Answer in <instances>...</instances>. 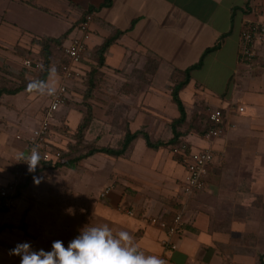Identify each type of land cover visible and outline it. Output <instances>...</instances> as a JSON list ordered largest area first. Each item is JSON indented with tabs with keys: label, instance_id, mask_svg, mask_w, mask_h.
Here are the masks:
<instances>
[{
	"label": "crops",
	"instance_id": "1",
	"mask_svg": "<svg viewBox=\"0 0 264 264\" xmlns=\"http://www.w3.org/2000/svg\"><path fill=\"white\" fill-rule=\"evenodd\" d=\"M104 1L0 0V86L36 79L35 74L22 75L23 60L40 57V46L33 39L59 37L94 7L92 35L80 65L84 72H100L90 140L97 147H119L128 132L143 131L152 141L167 142L174 135L173 121L180 117L172 96L174 86L184 78L185 69L220 41L202 66L192 70L180 91L188 119L202 105L225 112L224 132L218 137L208 140L196 129L180 128L185 131L181 148L211 149L216 155L207 186L187 195L183 189L186 168L179 155L166 145L148 146L140 133L121 156L96 152L75 167L62 165L55 172L43 169L33 175L20 206L28 205L29 196L37 198L26 218L27 232L39 233L40 240L35 243L33 236L26 237L21 230V242L50 250L56 240L67 246L85 226L108 224L114 232L130 231L147 254L164 257L166 229L152 219L171 224L182 211V228L172 237L178 248L168 264H260L264 259L258 202L264 198L258 191L264 182L258 175L264 159V51L244 63L239 49L246 24L264 23V0H111L103 6ZM117 30L123 33L108 48L105 65L99 67L96 50ZM57 75L59 87L64 80L60 72ZM68 96L52 124L61 125L60 113L62 122L76 131L84 100L80 96L67 102ZM0 102V183H6L15 179L16 172L22 174L19 157L28 152L50 97H33L25 89L4 94ZM241 106L244 111L238 110ZM232 125L235 131H230ZM58 139L50 138L52 146L67 151L68 145ZM34 176L41 178L39 183ZM89 178L95 181L97 194L89 191ZM84 208L78 216L66 215ZM16 257L0 256V263L20 264Z\"/></svg>",
	"mask_w": 264,
	"mask_h": 264
},
{
	"label": "built area",
	"instance_id": "2",
	"mask_svg": "<svg viewBox=\"0 0 264 264\" xmlns=\"http://www.w3.org/2000/svg\"><path fill=\"white\" fill-rule=\"evenodd\" d=\"M93 14H87L80 24L74 29L65 46L66 61L61 64V76L64 82L58 87L56 96L50 97V104L45 108L44 116L39 127L34 131L31 138L27 156L33 146H39V151L46 157L41 162L55 164L62 158V151L54 148L50 141L52 133L51 125L56 116L59 107L65 102L68 95V85L66 81L78 78L82 70L80 65L88 51V41L92 35L91 25L93 22ZM264 50V23L248 22L243 28L240 37L239 59L241 62L253 61ZM23 65L35 70L44 66V61L39 57H27L23 60ZM239 111H244V107H238ZM210 121L212 126L205 133L207 139L220 136L224 131L223 112L220 108L210 111ZM173 152L179 155L181 162L186 168V177L184 182V192L192 195L194 192L200 191L207 186V177L210 165L215 161L216 155L211 149H203L198 151H188L181 147H175ZM25 169L28 165L22 162ZM17 177V176H16ZM17 182L9 181L0 183V200H3L8 208H12L17 203L16 197ZM107 189L105 193H107ZM132 214V211H129ZM153 223L166 229L167 238L163 240L164 257L169 259L178 245L173 241L172 237L181 230L183 225V212L179 211L170 224L166 220L158 218L152 219Z\"/></svg>",
	"mask_w": 264,
	"mask_h": 264
},
{
	"label": "clouds",
	"instance_id": "3",
	"mask_svg": "<svg viewBox=\"0 0 264 264\" xmlns=\"http://www.w3.org/2000/svg\"><path fill=\"white\" fill-rule=\"evenodd\" d=\"M41 70H45L40 66ZM48 79L30 80L26 91L33 97H54L58 92L56 68L47 69ZM46 157L33 146L27 156L21 154L20 161L28 165V172L35 173ZM41 178L34 176V182ZM10 256L20 258V264H168L162 256L147 254L139 246L135 236L127 230L113 231L108 224L85 226L80 235L67 246L61 240L52 243L50 250L34 249L31 242H19L9 250Z\"/></svg>",
	"mask_w": 264,
	"mask_h": 264
},
{
	"label": "trees",
	"instance_id": "4",
	"mask_svg": "<svg viewBox=\"0 0 264 264\" xmlns=\"http://www.w3.org/2000/svg\"><path fill=\"white\" fill-rule=\"evenodd\" d=\"M111 0H105L103 3V6H108L110 4ZM249 4V3H248ZM248 6V5H247ZM95 8H88L86 11H84V14L82 16V18L78 21V23H76L71 29L67 30L65 33H63L62 35H60L59 37H51V36H46V37H41V38H34L33 39V43L38 44L40 46V53L39 56L40 58L44 61V64L46 63L47 67L46 70L41 74L40 77L36 78V79H40V80H46L48 77V72L47 69L50 67L51 62L55 61L57 57H55V50L57 46L63 47L64 44H66V41L70 38V35L73 33V30L80 24V22L84 19V17L87 14H94ZM94 19V17H93ZM123 32L120 30H117L116 33L114 35H112L111 37H109L102 45H100L97 50H96V57L98 60V64L99 67L104 66L105 65V54L108 50V48L111 46V44L117 39V37H119ZM221 44V42L219 41L214 47H210L208 49L205 50L202 58L200 59V61L194 65H192L191 67L185 69L184 71V78L180 81H178L176 83V85L173 88L172 91V96H173V100L177 103L179 111H180V117L176 120L173 121L172 123V127H173V137L171 139H169L167 142L164 141H152L150 136L145 133V132H141V131H137L135 133H131L128 132L125 136L124 141L122 142V144L119 147H97L95 146V141H92L94 143L87 145V149L85 152L80 153L78 155L73 156L71 153L68 154L69 150L65 151L62 153V162H57L53 167H59L62 165H67L69 167H75L76 164H78V162H80L82 159L87 158L92 156L93 154H95L96 152H106L115 156H121L123 155L126 150L128 149V147L130 146V144L132 143V141L134 139H136V137H138V135L141 133L143 134L144 138L147 141L148 146L150 147H158L161 145H166L169 146L171 149L174 150L175 147H180L182 146V141L180 140V138L184 135L185 131H182L180 128L182 126H184L186 124V122L188 121V113L187 110L185 108L184 103L182 102L181 98H180V91L182 90V88L188 83L190 76H191V72L194 69L200 68L202 66L203 63V59L204 57L210 52L213 51L215 48H217L219 45ZM264 51V50H263ZM66 57V55H65ZM66 61V59H65ZM251 62V61H250ZM148 64H151V66L153 67L154 63L149 61ZM156 64V63H155ZM93 73H98L97 69H92L89 72L90 74ZM90 83H89V87L87 88V98H86V102H88L87 100L92 97V95L94 94V92L96 91V84L94 82V80L89 79ZM26 83L25 80H22L20 84H18L17 86L14 87H3L0 86V98L4 95V94H15L18 93L22 90L26 89V85L24 84ZM98 85V84H97ZM1 104V102H0ZM85 112L83 114L82 120L76 130V139L77 142L79 143H87L85 141V135L86 132L92 122V120L94 119V114H93V106L91 104H89V102L86 104V108H85ZM223 112V120L224 122L226 121V117H225V112L224 109L220 108ZM208 125L205 127V129L203 131H200L199 129L197 131H199L202 134H205L210 127L212 126V122L210 121V113H208ZM53 127V124L51 125V129ZM224 132V131H223ZM52 135V133H51ZM50 135V138H51ZM52 167V163H47V162H41V166H38L37 170L35 173H29L26 172L24 174V178L22 181H20L19 183H17V190H16V197H19L22 195V192L24 189H26L29 184L31 183V179L32 176L39 173L41 170L43 169H47ZM8 207L5 205L3 200H0V212H6L8 211ZM3 227H10L8 225H3ZM11 227H15V228H19L18 225H11ZM25 232H27L26 226H20ZM260 264H264V259L261 258L260 260Z\"/></svg>",
	"mask_w": 264,
	"mask_h": 264
},
{
	"label": "rangeland",
	"instance_id": "5",
	"mask_svg": "<svg viewBox=\"0 0 264 264\" xmlns=\"http://www.w3.org/2000/svg\"><path fill=\"white\" fill-rule=\"evenodd\" d=\"M65 46H66V44H64L63 47H60V46L56 47L55 57H57V58L55 61L49 63L50 66H54L56 68V71L60 72V73H61V64L64 63L65 59H66V57H65ZM27 57H32V56H27ZM33 57H35V56H33ZM37 58H39V57H37ZM90 63L91 62L86 61V64H90ZM22 67H23V64H22ZM46 67H47V65L45 63L43 68L46 70ZM87 67H91V65L90 66L87 65ZM45 70L42 71L41 69L35 70L32 68L24 67L22 69V75L24 76L26 73L35 74L36 75L35 78H38L41 76V74ZM85 71L86 72L82 71L81 75L78 78H75V79H72L71 81H69V84H72V86H70V88H68V90H69L68 95H70V96H68L69 98L67 99V102H71L77 98H80V96L83 97V100H84L83 105L84 106L82 105V102L80 104H81V109H82V111L84 110V112L86 110L85 109L86 104L89 102V104L92 105L93 104L92 101L95 100L94 99L95 94H93L92 97H90L87 100L88 102L85 101L87 98V95H86L87 88L89 87V83H90L89 79L91 77V79L94 80V82L97 86L98 83L96 82V80H97L96 75L98 76L100 74V72H99L97 74L93 73V74L89 75V72L91 70L87 71V69H85ZM11 81L13 82V80H11ZM20 83L21 82H19L18 84H20ZM24 84H26V83H24ZM101 87H102V85H101ZM73 93H76V94L73 95ZM14 99L16 100L17 98H14ZM46 103L44 104L45 107L47 106ZM77 103H79V102H77ZM215 108L216 107H211L209 105L198 106L196 109H194L192 117H190V119H188L186 124L184 126H182L181 128H183L184 130H187V131H189L190 129H196V130L199 129L200 131H203L205 129V127L208 125V121H207L208 113H210V111L215 109ZM57 118L61 120L60 121L61 125L54 124V126L52 127L51 137L55 141H59L58 138H62V140L65 141V145H68L67 146L68 150H69L68 154L71 153L73 156H75V155H78L80 153H83L86 150H88L87 145H89V143L90 144L94 143V142H92L93 140H90L89 135H88V131H89L90 126H89V128L86 132V135H85V141L87 143H85V144L83 142L79 143V142H77V139H76V131L71 130L70 127L68 126V124H65L64 122H62L64 119H62L63 117L61 116L60 113H58ZM93 120H92V122H93ZM92 122H91V124H92ZM235 129H236V127L234 125H232L230 128V131H235ZM53 131H55V132H53ZM200 134H202V133H200ZM202 135L205 137V134H202ZM183 139L184 138H182L181 141H183ZM22 162L23 161H20L17 164L18 166L21 167V168H18V171L20 170L21 173L25 174L26 172H28V170L24 168ZM259 166L260 167L258 169V175L261 177L260 179H264V159H263V161L260 162ZM86 167H88V166H86ZM47 169H49L48 171L52 170V172H55L54 171L55 167H50ZM45 173H43V174H45ZM62 173L64 174V172H62ZM24 174H20V173L16 172L15 176H17V177H15V179L14 178L10 179L9 181H16L17 183H19L20 181L23 180ZM88 182H89L88 183L89 184L88 185L89 191L93 190V192H95V194H97L96 190L94 191L95 187L97 186L95 181L91 180L89 178ZM81 186L83 187L84 184H82ZM38 191H40V189L37 188L36 192H38ZM258 191L261 194V196H264V182L259 184ZM32 196H33V194H32ZM20 197L21 196H19L17 198V203L14 207L8 208L9 210L6 212H0V256H2L3 258H7V255H9V250L13 249L17 243L22 241V237L20 236V231L21 230L24 231V230L20 226H26V229L28 231L29 222L27 221L26 216H27L28 210L32 209V207H34L36 204L35 202H37V198L32 199L31 196H29V198H28L29 202H27L28 205L21 207L20 203L23 204L24 202H23V200L20 201V199H21ZM25 202H26V200H25ZM258 202L260 203L259 204L260 223H261L262 227L264 228V198L259 197ZM23 207H25V208L23 209ZM80 211L84 212L86 210H85V208L82 210H79V211H77V214L72 213L74 211L69 210V211H67L66 215H67V217H69L71 215L73 217H75V216H78ZM4 224L8 225L10 227H3ZM11 225H18L19 228L11 227ZM22 234H25L26 237H32L33 236L35 243H38V241L40 240V234L39 233L35 232L32 234L29 231V232H22ZM47 234L49 235L50 233H47ZM48 238H49V236H48ZM16 258H19V257H16Z\"/></svg>",
	"mask_w": 264,
	"mask_h": 264
}]
</instances>
